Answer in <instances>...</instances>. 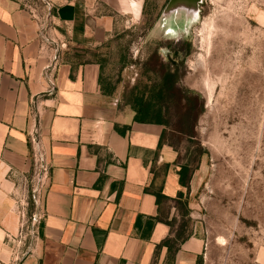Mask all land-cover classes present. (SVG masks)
I'll return each instance as SVG.
<instances>
[{
    "label": "crops",
    "instance_id": "0c3cea01",
    "mask_svg": "<svg viewBox=\"0 0 264 264\" xmlns=\"http://www.w3.org/2000/svg\"><path fill=\"white\" fill-rule=\"evenodd\" d=\"M46 1L40 33L20 0H0V264L18 230L14 185L29 172L33 118L49 183L20 264H197L204 242L192 197L204 154L179 131L134 121L101 65L80 55L137 22L145 0Z\"/></svg>",
    "mask_w": 264,
    "mask_h": 264
},
{
    "label": "rangeland",
    "instance_id": "374dc122",
    "mask_svg": "<svg viewBox=\"0 0 264 264\" xmlns=\"http://www.w3.org/2000/svg\"><path fill=\"white\" fill-rule=\"evenodd\" d=\"M122 25L81 59L101 65L124 108L133 96L147 101L165 70L173 74L166 128L205 152L192 197L204 242L197 264H264V0H145L140 19ZM178 88L197 97L182 118ZM28 241L7 243L5 264H20Z\"/></svg>",
    "mask_w": 264,
    "mask_h": 264
},
{
    "label": "built area",
    "instance_id": "2783aa9c",
    "mask_svg": "<svg viewBox=\"0 0 264 264\" xmlns=\"http://www.w3.org/2000/svg\"><path fill=\"white\" fill-rule=\"evenodd\" d=\"M20 1L30 17L36 19L38 31L43 32L47 28L46 10L49 8V2L41 0L40 4L38 0ZM33 122V127L26 136V143L30 150L29 172L21 174L14 185V209L18 216L17 236L7 238L9 242L18 238L23 243L26 238L33 239L36 236V228L42 218L41 205L48 190L50 164L47 149L42 141L38 125L35 123V118ZM29 207L32 209L28 214ZM16 259L17 255L13 261Z\"/></svg>",
    "mask_w": 264,
    "mask_h": 264
},
{
    "label": "trees",
    "instance_id": "16d2710c",
    "mask_svg": "<svg viewBox=\"0 0 264 264\" xmlns=\"http://www.w3.org/2000/svg\"><path fill=\"white\" fill-rule=\"evenodd\" d=\"M171 54L173 58L181 55V53L176 50H172ZM186 54L187 51L183 53V56ZM172 76L173 74H170L169 70H165V73L159 78L157 82L153 84L150 98H148L147 101H142L138 96L132 97V100L128 102V104L130 110L134 114V121L139 123H155L162 124L164 126L167 125L163 119L162 108L163 105L172 103L171 92L174 89V83L171 80ZM178 92L180 93V97L176 99L175 103L182 104L183 112L180 114V118H182L195 108L197 97L193 94L187 93L183 88H178ZM204 153V150L198 149V154ZM160 198L161 197L159 195H155L156 202H158Z\"/></svg>",
    "mask_w": 264,
    "mask_h": 264
}]
</instances>
